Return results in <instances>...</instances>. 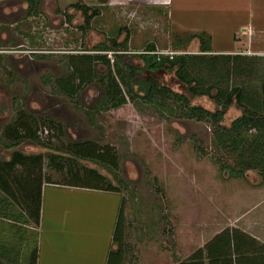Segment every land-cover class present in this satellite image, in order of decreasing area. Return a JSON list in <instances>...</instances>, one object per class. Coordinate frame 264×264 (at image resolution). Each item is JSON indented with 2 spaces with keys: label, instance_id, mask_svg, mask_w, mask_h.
<instances>
[{
  "label": "rangeland",
  "instance_id": "rangeland-1",
  "mask_svg": "<svg viewBox=\"0 0 264 264\" xmlns=\"http://www.w3.org/2000/svg\"><path fill=\"white\" fill-rule=\"evenodd\" d=\"M134 1L156 10L131 0H40L39 16L29 18L24 0H0V159L10 160L14 150L42 154L43 174L55 183L43 189L38 264H107L124 198L132 245L125 264H178L227 232L233 245L246 244H241L247 248L241 255L260 260L264 175H222L220 164L236 167L237 156L223 146L219 127L187 118L175 99L154 105L131 96L123 82L126 72L114 54L94 49L119 37L129 62L142 67L133 55L144 54L149 44L170 56L179 40L190 39L187 35L207 34L215 54L250 60L238 68L243 73L233 71V65L228 76L221 65L219 74L212 75L205 66L191 68L204 80V88L212 83L225 91L243 86L253 101H261L264 0ZM77 3L101 12L85 35L80 31L84 17L73 8ZM124 29L130 33L127 43V33L119 36ZM181 46L180 53L189 55L200 50L197 40ZM159 79L175 94L190 97L174 74L160 72ZM216 94L214 90L211 95ZM213 97L191 103L215 112L220 105ZM244 112L234 102L222 126L229 128ZM21 114L38 120L37 132L44 122L63 126L52 147L95 141L115 150L122 194L62 187L63 176L47 165L50 150L38 143L9 149L5 128ZM111 180L118 185L114 176ZM1 228L7 234L15 227L5 218L0 219V233ZM26 228L37 233L32 225ZM16 235L10 232L12 240ZM25 257L21 264H28Z\"/></svg>",
  "mask_w": 264,
  "mask_h": 264
},
{
  "label": "trees",
  "instance_id": "trees-1",
  "mask_svg": "<svg viewBox=\"0 0 264 264\" xmlns=\"http://www.w3.org/2000/svg\"><path fill=\"white\" fill-rule=\"evenodd\" d=\"M24 2L28 6L27 17L39 16L40 0H24ZM73 8L81 12L84 17L85 25L80 27V31L85 35L92 30V21L101 12L81 3L75 4ZM124 33H127L124 39L127 43L130 40V33L124 29L120 31L119 36ZM187 37L190 38L188 41L182 39L174 45L172 56L160 55L156 46L153 43L149 44L144 54L133 55L141 61L142 67L129 62L127 57L129 55H125L119 37L108 39L107 44H100L94 51L114 54L116 64L126 72L123 82L131 96L154 105L159 101L164 103L175 99L184 108L187 118L206 120L219 127L223 146L237 156L236 167L227 163L220 164L222 175L229 179H244L250 171H259L264 175V79L260 83L259 90L261 101H253V95L248 94L243 86H235L231 91H225L218 83H212L205 89L204 80L200 75H195L191 68L205 66L208 74L212 75L219 74L218 69L221 65L226 68L228 76L234 70L237 72L238 68L243 63L247 64L250 59L242 55L215 54L207 34H193ZM191 40L199 41V53L196 55L180 53L183 47L181 45H187ZM236 64L238 65L235 67ZM160 72L174 74L179 82L187 87L190 97L185 94H175L169 86L160 81ZM214 90H217V94L213 97L211 94ZM198 97H213L220 108L211 112L202 106L192 104L191 99ZM234 102L244 107L245 112L226 128L222 125ZM32 118L29 114H21L18 120L5 128L6 140L11 142V145H7L9 149L17 148L27 141L38 143L50 150L47 154V165L50 170L63 176L62 187L122 194L121 186L124 182L118 177L120 159L115 150L101 146L95 141L69 142L68 145L52 147L50 142L63 134V126L60 124L56 126L58 131L53 128L54 125L49 126L44 122V126L37 132L38 120ZM46 120L48 121L47 118ZM251 132H256V135ZM44 159L42 154L26 155L19 150H14L8 161L0 159V219L11 220L15 227L11 228V231L17 234L14 236L16 240H12L11 231L8 230L5 234L4 228H1L3 230L0 233V264H21L27 247L29 252L25 258L28 264H38V229L41 226L43 189L45 185L55 184L43 174ZM111 176H114L118 185L112 182ZM125 203L124 198L113 238V244L117 249L110 252L107 264H125L126 261H130L132 245L129 243L125 221ZM31 225L37 233L27 230L26 227ZM232 237L229 232L216 237L205 248L199 249L185 260H179L178 264H264V257L257 260L241 255L247 252H245L247 248L242 247L246 244L240 241V244L233 245ZM234 251L238 254L236 255Z\"/></svg>",
  "mask_w": 264,
  "mask_h": 264
},
{
  "label": "crops",
  "instance_id": "crops-1",
  "mask_svg": "<svg viewBox=\"0 0 264 264\" xmlns=\"http://www.w3.org/2000/svg\"><path fill=\"white\" fill-rule=\"evenodd\" d=\"M131 3H133L135 6H139V7H141V6H144V7H147V8H149V9H155L152 5H150V4H144V3H142V2H139V1H134V0H131ZM152 6V7H151ZM156 10V9H155ZM97 192H100V191H97ZM103 193H107V192H103ZM116 246L113 244V249L112 250H114V248H115ZM111 250V251H112Z\"/></svg>",
  "mask_w": 264,
  "mask_h": 264
},
{
  "label": "built area",
  "instance_id": "built-area-1",
  "mask_svg": "<svg viewBox=\"0 0 264 264\" xmlns=\"http://www.w3.org/2000/svg\"><path fill=\"white\" fill-rule=\"evenodd\" d=\"M170 55H172V53H170Z\"/></svg>",
  "mask_w": 264,
  "mask_h": 264
}]
</instances>
